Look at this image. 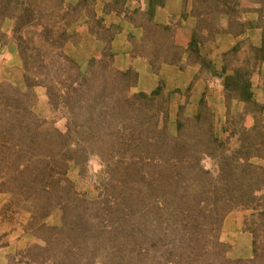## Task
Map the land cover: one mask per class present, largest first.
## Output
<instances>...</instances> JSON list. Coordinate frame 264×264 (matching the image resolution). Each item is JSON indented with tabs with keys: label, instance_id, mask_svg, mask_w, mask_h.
Returning <instances> with one entry per match:
<instances>
[{
	"label": "rangeland",
	"instance_id": "374dc122",
	"mask_svg": "<svg viewBox=\"0 0 264 264\" xmlns=\"http://www.w3.org/2000/svg\"><path fill=\"white\" fill-rule=\"evenodd\" d=\"M131 1L0 0V264H264V0Z\"/></svg>",
	"mask_w": 264,
	"mask_h": 264
},
{
	"label": "crops",
	"instance_id": "0c3cea01",
	"mask_svg": "<svg viewBox=\"0 0 264 264\" xmlns=\"http://www.w3.org/2000/svg\"><path fill=\"white\" fill-rule=\"evenodd\" d=\"M143 7L151 8L155 11V20L157 23L162 24H168L174 21L175 18L181 22L182 27L188 28L195 22L196 18L194 16L193 10L198 5L197 0H139ZM203 2L204 0H200ZM132 4H135V6L138 4L137 1L132 0ZM158 19V20H157ZM171 19V20H170ZM241 24L243 25V30L239 33H232L228 30L226 27L224 31L216 37V44H217V52L223 53L228 51L230 48L234 46L233 41H239V40H250L253 38L255 39V43L259 44L261 43V38L263 34V28L258 24V15L256 13L246 12L242 16L238 17ZM186 42L189 40L186 38H183ZM113 48L118 49V38L115 39L113 42ZM130 59V57H127ZM121 60V59H120ZM119 60V61H120ZM141 63L142 61H138L137 59H133V61L130 59L128 63H126V67L132 66L137 67L138 63ZM120 65V64H119ZM162 68H170V66L163 64ZM261 73H264V64L263 66L258 70ZM263 78V77H261ZM156 76L151 73L145 66L144 68L139 71V83L138 85L143 88L144 90H152L157 85L155 83ZM260 85L258 88L255 89L252 88V95L251 99L257 98V100L261 101V104H264V84L263 79H261V82L255 83L256 85ZM156 85V86H155Z\"/></svg>",
	"mask_w": 264,
	"mask_h": 264
},
{
	"label": "trees",
	"instance_id": "16d2710c",
	"mask_svg": "<svg viewBox=\"0 0 264 264\" xmlns=\"http://www.w3.org/2000/svg\"><path fill=\"white\" fill-rule=\"evenodd\" d=\"M256 253V252H255Z\"/></svg>",
	"mask_w": 264,
	"mask_h": 264
}]
</instances>
